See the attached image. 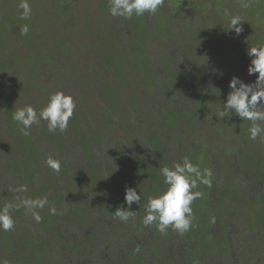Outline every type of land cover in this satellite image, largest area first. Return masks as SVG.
<instances>
[{
	"label": "flooded vegetation",
	"instance_id": "1",
	"mask_svg": "<svg viewBox=\"0 0 264 264\" xmlns=\"http://www.w3.org/2000/svg\"><path fill=\"white\" fill-rule=\"evenodd\" d=\"M208 47L213 49L212 45ZM209 62L199 66L202 86L194 82V85L181 91L178 85L174 92L158 93L155 90L149 93L148 101L141 93L133 94L128 110H121L118 114L114 113L119 106L114 99L122 94L117 86L113 87V93L108 86L106 93L102 92V104H98L95 110H89L85 125H78V130L68 127L64 133L57 130V137L49 139V142L57 139L75 142L80 138L92 149L90 161L84 160L89 156L87 151L79 150L80 143H77L78 152L70 153L67 158H82L84 169L80 165L74 168L70 164L69 168L64 166L67 158L64 159L63 155L69 154V151L64 149L68 153L61 152V158L58 147L52 148L51 143V150L40 155L38 163L34 160L32 170L38 182L52 179L55 184L59 183V187L49 195L46 191L39 192V198L48 195L49 205L57 209V214L52 215L46 205L39 213L40 221H34L36 229L44 228L40 230L44 236L42 243L37 236L24 235L19 238L22 246L26 247L23 252H16L15 249L12 255L0 253V257L8 259L10 264H264V230L256 232L257 226L254 228V225L248 224L252 216L246 212L245 225L231 223V214L244 212L241 208L243 200L240 199L247 197L257 205L260 217L264 216V143L249 138L248 123L238 129L239 122H242L233 113H228L229 118H217L221 109L219 106L226 101L224 93L228 87L225 85L236 75L231 63L226 68L221 63ZM243 64L246 70L240 71L241 79L245 83H253L256 76H249L247 71L250 63ZM83 81L87 86H78L81 89L79 97L87 99L92 95L90 90L94 83L92 79ZM108 82L106 80V85ZM89 103L87 99L84 104L89 106ZM106 114L112 116L105 124L101 117ZM81 127L84 128L79 130ZM115 136L119 140L111 145L118 147L113 149L114 146L109 144L110 138ZM200 151L206 156L201 164L197 161ZM79 154H82L81 157ZM49 155L62 162L59 173L46 166L45 160ZM183 157H188L201 170L210 169L212 172V188L206 201L208 219L213 226L211 240L205 239V232L196 221L204 216L201 203L193 209L199 218L194 217L193 227L183 235L171 229L162 234L155 225L144 227L142 224L145 215L143 205L147 197L159 195L165 188L160 169L181 162ZM64 167L69 171H63ZM12 179L9 177L5 182L12 190L20 185L30 187L33 183L24 176L22 181ZM126 187L140 192L141 207L134 202L131 210L137 215L124 223L114 219L112 212L128 207L125 203ZM223 189L226 196L221 198L219 194ZM1 192L2 187L0 199L5 200L0 203L7 199L17 202L12 196L15 194L2 196ZM27 197L25 199H38ZM20 199L21 202L25 200L24 197ZM21 206L24 207L23 203ZM219 207L222 209L220 221L217 214ZM43 219L45 225H41ZM71 233L75 244L71 243ZM82 234L86 244L81 247ZM61 235L65 245L55 244ZM209 241L213 243L209 244ZM223 242L228 245V251L223 249ZM93 243L96 248L91 251ZM51 255L53 258H46ZM93 255H97L98 259H93ZM218 256L221 258L218 259Z\"/></svg>",
	"mask_w": 264,
	"mask_h": 264
},
{
	"label": "rangeland",
	"instance_id": "2",
	"mask_svg": "<svg viewBox=\"0 0 264 264\" xmlns=\"http://www.w3.org/2000/svg\"><path fill=\"white\" fill-rule=\"evenodd\" d=\"M226 2L230 3L229 8L225 6ZM19 3L20 0H0V82L2 85H0V156L3 155L5 147H7L8 143L13 142L14 139L17 144L20 145L19 142H21V138L23 137L21 126L12 119V114L16 110L15 108L23 107V103L26 105L36 103L38 106L37 102L40 101V108H42L46 105L48 97V94L42 95L40 92L35 91L33 92L35 93V97L29 96L24 100H19V98L14 97L10 98L11 104L14 107L12 108V105L8 106L4 98L10 97L9 91L11 89V85L6 84L7 82H11L10 77L15 79L13 83H15L17 87L22 90V88L24 89L26 86L21 84V82L30 79L31 81L38 83L40 82L39 78H43L45 75L52 73V75L54 74L56 77H54L53 80L46 81V89H48L50 93L56 91L71 93L77 104L74 116L77 118H79V116L81 118L82 114L88 116L90 109L95 110L98 104H102L101 101L103 96L102 93H99V91H94L93 95L88 96L87 99H89L90 103L89 106H86L84 103L87 99L85 97H81V99H79V91H81V89L77 86L78 81L81 79L94 80L96 78L95 73L98 71V64L102 66L103 63L105 65L106 63H114L113 65L117 68V70L121 69L123 67L122 64L124 63V58L123 55L120 54V51L122 50L120 40L123 39L127 44L128 41L132 42L133 40V33H131L133 31H129L127 29H124L118 36L113 28V24L116 23L114 17H103V14L99 17L96 16L99 13H103L101 4H104V8H109V0H29L32 14L31 18L28 20L20 18L22 10L19 8ZM193 3L199 8V11L207 14L210 13L211 10H214L216 14L212 20L220 18L221 16L225 19L222 20V23L216 24V28H214V30H222L224 26L227 27V21H229L230 17L233 15H240L244 20L243 30L245 29V33L243 35V39L249 43L253 40L260 43L264 37V0H194ZM245 3H247V7L242 6ZM66 5H69L71 8H65ZM180 5V0H165L164 5L158 9L154 15L145 13L144 19L146 18V21H152L156 25H165L167 19L164 15L167 16L169 13L170 16L176 17V14L179 13L178 11L180 9H187V11H191L192 9V3H190L187 7L185 6L186 8H182ZM195 16V14L187 12L186 17L189 19ZM73 17L76 18V21L74 25L72 24V26H70ZM141 17L134 16L130 20ZM111 18L113 19L111 20ZM207 20L211 21V18L207 17ZM133 23L134 22L131 21L132 26ZM25 24L28 25L29 31L26 35H22L21 28ZM137 25L138 24H135L134 28L138 32L139 28H137ZM97 30L100 32H97ZM227 32L228 31L225 32V35L227 36L226 38H230L231 40L227 41L223 38L225 42L220 41L216 48L219 47L218 49L222 50L232 46V49L235 51L232 52V54L238 53L239 57H244L241 53H243L244 49L248 47L249 43L247 46H243L245 41H240L238 36L236 37L235 43V38H232L231 33L229 34ZM162 41L160 43L157 42L156 39L148 46L149 55L147 58L149 59V63L146 64L151 68L154 66L157 69L158 74L161 75H163L160 70L163 66L161 59L165 58L169 54L171 57L177 59V62H182L184 57L183 55L185 54H183V51H186V45L188 44H182L181 42L175 41L171 42V44H165L164 41ZM123 48L125 50L127 48L131 50L133 49L132 44H128V47ZM204 51L208 53V57L215 54V50ZM94 55H96L99 59H97ZM139 56L141 58H145L147 56L146 51L144 50L143 54L139 53ZM203 63H207V61H204ZM2 64H4L5 67L1 68ZM238 67H240V65L236 66V70L233 68V71L236 77L241 78ZM143 70L138 73L142 78L145 73L149 72V69L146 67H144ZM142 72L144 74H141ZM233 76L234 75H232V77ZM135 77L136 76H134V80ZM70 79L73 81L68 84ZM135 82H137V80ZM140 82L141 81L138 79V83ZM134 85H136V83H134ZM225 86L228 87V90L224 93L226 99L230 89L229 84ZM93 88H97V85L95 84ZM105 88L107 90V85H105ZM102 89L104 90V88ZM144 89L147 88H142V91ZM6 90L8 91L9 96L4 97V94L6 95ZM30 99L33 102L30 103ZM26 101L28 102L26 103ZM33 106L35 107V105ZM40 108H37V111H39ZM221 108L223 109V106ZM93 113H95V111ZM43 123L46 124L43 125ZM118 132L120 133L121 131ZM30 135L32 137L33 144H31L27 139L24 145H27L28 147L34 145L36 150L41 153L40 155L51 150L49 139L57 137V134L48 131L46 121H41L38 125H33L30 130ZM66 145L71 146L72 141L68 140ZM68 149L71 150L70 147ZM69 155L70 153L63 155L64 159ZM204 155L205 153L203 151L197 153V161L200 164L203 163L202 161L206 158ZM60 157L63 158L62 156ZM0 159L2 158L0 157ZM3 164H5V162L2 160V162H0V173L3 170ZM226 187H228V184ZM211 188V185L200 186L197 190L203 192V197L195 200L192 207L193 209L198 208L201 203L200 209H202L204 216L196 221L205 232L204 237L207 240H211V237H213V226L208 219L209 208L206 205V201L210 196L209 189ZM26 195V193H16L12 196H14L15 199H19L21 196H24V199L29 198L26 197ZM219 195L221 198H224L226 196L225 189H223ZM212 196H214V193ZM2 199L3 198L1 197L0 202ZM240 200H243L241 208L244 212L231 214V223H236L238 226H241V224L245 225L248 217L247 214H245L246 212L252 216L251 221L248 222V224L254 225V228L257 226L258 229L255 231L258 232V230H261L262 228L259 226L261 223V217L257 212V205L251 198L248 197ZM234 204L236 205V203ZM221 213L222 209L219 207L217 209L219 221V215ZM194 217L199 218V216L195 214ZM256 221L257 223L255 224ZM15 223H17V221H15ZM220 225L223 226V222H220ZM6 238L8 239L7 236L2 238L0 247L3 245L2 243L6 240ZM208 243L212 244L213 242L209 241ZM225 243L226 242H223V245ZM228 248V245L223 246V249L226 251H228ZM13 249H16V252H23L25 250L20 241H16ZM3 253L8 254L7 251H4ZM2 255L5 256V254ZM219 258L221 257L218 256V259Z\"/></svg>",
	"mask_w": 264,
	"mask_h": 264
},
{
	"label": "trees",
	"instance_id": "3",
	"mask_svg": "<svg viewBox=\"0 0 264 264\" xmlns=\"http://www.w3.org/2000/svg\"><path fill=\"white\" fill-rule=\"evenodd\" d=\"M207 1H210V0H207ZM180 2H181L180 6H182V8L183 7L186 8L190 3H192L191 11H187V9H180L178 11L179 13L176 14V17L170 16L169 13L167 14V16L164 15V17L167 19V22L165 25H162V24L156 25L152 21L151 22L146 21V18L144 19L145 17L144 15L142 17L140 16L141 18H137L133 20H126L124 18L114 17V19L116 20V23L113 24L114 26L113 28H114V31L118 34V36L123 32L124 29L133 31L131 32L133 33V40L132 42L128 41V44H132L133 49L131 50L127 48L125 50L123 47H128V44L125 43L123 39H121L120 41H121L122 50L120 51V54L123 55V58H124V63L122 64L123 67L117 70V68L113 65L114 63H108V64L106 63V65L103 63L102 66L98 64V71H96L95 73L96 78L94 80L92 79L93 81L92 83H94L93 87L96 84L97 88L92 87L90 92L92 95L94 94V91H99V93H102V92L106 93V88H105L106 80L109 81L107 84V87L109 86L110 88L109 91H112V93L115 92V90H113L115 88L113 87L117 86V88L119 89L118 92L122 94V96H119V97L117 96L116 99H114V101L117 102V104L119 105L117 108V111L114 112L115 114L120 113L121 110H124V109L128 110L129 108L128 106L130 105V100H131L130 96L133 94L141 93V96L143 97V99L148 101L149 93L154 92L155 90L158 93L159 92L163 93L164 91L174 92V91H177L175 87L178 85L179 91H181L191 85H194V82H196V85L201 84L202 86L203 82L201 81L202 76L200 74L199 66L204 61H207V63H210L209 61L211 60L212 63L214 62L221 63V65L226 66V68H227V65H230L231 63L234 65V66L231 65L232 69L234 68L235 70H236V66L241 64L240 67H238L239 71H241L242 69L245 71L246 66L243 63H250V57H248V55L246 54L247 49L251 46L264 45V37L260 41V43L256 42V40H253L251 41V43H249L248 41L243 39L244 38L243 35L245 33V29H244L241 32V34L238 36L240 41L241 40L245 41V44H243V46L244 45L247 46V44L249 43L248 47L244 49L243 53H241V55H244V57H239L238 53L232 54V52H235L232 49V46H229L228 48H224L222 50L218 49L219 47L216 48L217 44H219L220 41L221 42L224 41L223 38L226 39L227 41L231 40L230 38H226L227 37L225 35L226 31H228L227 33L229 34L231 33L232 38H235V43H236L237 35L235 34L234 30L232 31L228 30L229 21H227V24H228L227 27L224 26V28L220 31L214 30V28H216V24L222 23L223 22L222 20H225L222 18V16L220 18H215V20H212V18L216 14L214 10H211L210 13L207 14L205 12L199 11V8L196 7V5L193 3L194 0H180ZM101 6L103 9V13L101 14L99 13L96 16L99 17L100 15L103 14V17H113L109 14V8H104V4H101ZM225 6L229 8L230 3L226 2ZM108 7H110V5H108ZM65 8L70 9L71 7H69V5H66ZM220 11H217V12H220ZM187 12H189L190 14H195L196 16L188 19V17H186ZM207 17L211 18V21H208ZM112 19L113 18H111V20ZM75 21H76V18L73 17L70 23V26H72V24L74 25ZM131 21L134 22L133 26L131 25ZM135 24H138L137 25V28H139L138 32L134 28ZM242 25H243V22H242ZM97 32H100V31L97 30ZM156 39H157V42H160V43L163 39L165 44H171V42H174V41L181 42L182 44L188 43L186 45V51H183V54L184 53L185 54L183 55L184 57H183L182 62H179V61L177 62V59L171 57L169 54L165 58L161 59V63H163V66H162V69L160 70L163 75L158 74V71L154 66L151 68L150 66L146 65L147 63H149V59L147 58L149 55L148 46L152 44L154 40ZM209 45H212L213 49L216 50L215 54L211 55V57H208V53L204 51V50H209L210 48L208 47ZM144 50L146 51L147 56L145 58H141L139 56V53L143 54ZM94 56L97 57L96 55ZM97 59L99 58L97 57ZM173 63H177V65H173ZM2 67H5L4 64L1 65V68ZM144 67L148 68L149 72L145 74L142 72L141 74H144L142 78L141 75L138 73H140L144 69ZM2 75H5V74H2ZM134 76H136L135 80H134ZM54 77H56L54 74L52 75V73H49L48 75H45V77L39 78L40 82L38 83H35V81H31L30 79L25 80L24 82H21V84H24V86H26V88L24 89L22 88V90L19 89L15 83H13L15 79H13V77H10L11 84L8 82L6 83V84L11 85V89L9 91L10 97L4 98V100L6 101V104L8 106L12 105L11 100H10V98L12 97L19 98V100L27 99L29 96L35 97V93H33L35 91L40 92L42 95L48 94V97H47V100H48L50 94H52L53 92L50 93V91L46 89L47 87L45 83L46 81L53 80ZM138 79L141 81L140 83H138ZM117 80L119 81V83ZM136 80L137 82H135ZM71 81L73 80L70 79L68 81V84H70ZM134 83H136V85H134ZM0 85H1V82H0ZM80 85L81 86L84 85V87L87 86V84L82 79L78 81L77 86H80ZM145 87L147 89H144L142 91V88H145ZM99 88H104L105 91ZM151 88L154 90H152ZM66 94H71V93L67 92ZM82 94L84 93L82 92ZM5 96H9V93L7 90H6V95L4 94V97ZM31 99L29 100L30 103L33 102ZM27 102L28 101H26V103ZM40 103L41 101L37 102L38 106L36 105V103H33L32 105H35V107L40 108L41 107ZM25 105L26 104L23 103V106ZM221 105L219 106V108L223 106ZM13 107L14 106L12 105V108ZM194 108L197 109V107L195 106ZM220 110H222V108ZM173 113L177 115L176 111H173ZM81 116H82L81 118L80 116L79 118H77L76 116H73V118L69 122V127L77 129L78 125H80L81 123L85 125L87 122L88 116L86 115H81ZM110 116L112 115L106 114L104 115V117H101V120L103 121L102 123L105 122L106 124L108 119L110 120ZM225 117L229 118L228 114ZM241 122L242 123L239 122L238 124L239 125L238 129L240 127H243L244 125H247V123L249 124V122L247 121L241 120ZM83 128L84 127H81L79 128V130ZM22 135L23 137L21 138V142H22V139H23V142L22 143L19 142L20 145H18L17 142L13 139V142L7 144V147H5L6 151L4 150L3 155L0 156L2 158L0 159L1 160L0 162H2V160L5 162V164H3V170L0 173V187H2L1 193H3L2 196L4 195L6 196V194L11 195V194H16V193H23L20 191L12 190L11 187L5 182L7 181L9 177H13L12 180L14 181H18V179L19 181H22L21 179H23V176H24L26 178H29V180L33 182L32 186L27 187V191L24 192L27 194L26 197L30 196L31 198H37V197L39 198L40 196L39 192L46 191L47 194L50 192H53L54 188L59 187L58 186L59 183L55 184V180H52V179H49L47 181L44 180L42 183L36 180L37 178H35V175L33 173L32 165L34 164V160L37 163L39 162V159H40L39 156L41 153L36 150L34 145H31L30 147H28L27 145H24L27 139L31 144L33 142L31 141L32 138L30 137V135H24V134ZM78 140L79 141H76V140L75 142L73 141L71 146L66 145L65 141L61 142V140L59 139H57L55 142L51 141L50 143H51L52 148L58 147L57 148L59 152L58 154H60L61 152L66 153L67 151L64 149H66L67 147L71 148V150L67 148L69 150V153L76 154V152H78L77 151L78 148H80L79 150H82L83 152L87 151L86 153L89 157L85 159L83 158V159L89 162L91 158V153H93L91 152L92 149L90 146L86 145V142H82L83 141L82 139L80 140V138H78ZM118 140L119 138L116 136L110 138L109 145H111L113 141L118 142ZM77 143L78 144L80 143V146H78V148H77ZM53 144L54 145L57 144V146L53 147L54 146ZM111 146H114V145H111ZM111 146H110V149H111ZM62 147H63L62 149L63 151L61 150ZM117 147L118 146L115 145L113 149ZM81 155L79 154L78 156L81 157ZM81 159L80 158L78 159L77 157L75 159L67 158L66 160H64V163L66 162L64 166L69 168V164H70L71 168H74L77 165H80L84 169L85 162L84 161L82 162ZM68 168L65 169L64 167L63 171H69ZM47 194L46 196L43 195V197H47L49 195ZM23 197L24 196H21V198ZM9 200L10 199L3 201V204L0 203V207H2L5 203L14 204L16 207L13 211V217L15 221H17V223H15L14 231H11V232L0 231V242L2 238H5V236L8 237V239L6 238V240L3 241L2 243L3 245L0 247V253L7 251L8 253L12 255V252L15 250L13 249L14 244H16V241L19 242L20 239L18 240V238H21L24 235L29 236V234H32V237L37 236L38 241L42 243V240H43L42 237L44 236L41 234L42 232L40 230H43L44 228L42 229L35 228L34 221L36 220L33 219L31 211L26 210L24 207L21 206L22 202L20 198L19 199L17 198L15 200L17 202H14L13 200L12 201H9ZM41 210L42 209L39 210V213ZM35 211H38V209H36ZM45 223L46 222L44 219L41 220V225H45ZM256 223L257 221L255 222V224ZM259 226L262 228V231H263L264 230V216H261V223L259 224ZM70 235L72 236L70 237L71 243L75 244L72 233ZM84 240H85V235L82 234L81 242L79 243L81 247L85 246L86 244ZM55 242H56L55 244L62 243L65 245L62 235H61V238L57 239V241ZM46 243H47L46 240H44L45 245ZM67 247H69V245ZM95 248H96L95 243L90 245L91 251L94 250ZM92 257L95 260L98 259L97 255H93ZM46 258L51 259L53 258V255H51L49 258L46 256ZM0 260H3L2 257H0Z\"/></svg>",
	"mask_w": 264,
	"mask_h": 264
},
{
	"label": "clouds",
	"instance_id": "4",
	"mask_svg": "<svg viewBox=\"0 0 264 264\" xmlns=\"http://www.w3.org/2000/svg\"><path fill=\"white\" fill-rule=\"evenodd\" d=\"M165 0H109V14L126 20L134 16H143L145 13L154 15L164 5ZM247 7V3L242 5ZM19 8L21 19L31 18L32 9L29 0H20ZM244 22L240 15H233L229 20V31L234 30L239 36L243 31ZM28 25L21 28V34L26 35ZM250 64L248 75L256 76L253 83H245L241 78L234 76L229 82L230 91L227 94L223 109L217 113V118L223 119L228 113H233L242 121L249 122V138L253 141L259 139L264 143V45L251 46L247 49ZM258 74V75H257ZM77 104L71 94L56 91L50 94L47 103L39 111L27 104L16 108L12 119L21 126L24 135H30L33 125L41 121L47 122V129L51 133L59 130L60 133L67 131L69 122L75 115ZM46 166L54 172L61 170V161L49 155L45 160ZM165 188L156 196H149L143 205L145 215L142 217L144 227L155 225L156 229L164 234L171 229L180 235L190 231L193 227L194 212L192 204L195 200L203 197V192L197 190L200 185H211L212 172L193 164L188 157H183L181 162L172 166H164L160 169ZM16 191L26 192L27 185H20ZM141 207V194L135 188L126 187L125 203L127 208H117L112 212L114 219L127 223L135 219L137 212L131 210L133 203ZM26 210L32 212L33 219L37 222L41 217L36 209L49 206L52 215L57 214V209L49 205L47 197L38 199H25L22 201ZM15 205L5 203L0 207V231L11 232L15 229L13 211ZM0 264H10L7 259L0 260Z\"/></svg>",
	"mask_w": 264,
	"mask_h": 264
}]
</instances>
